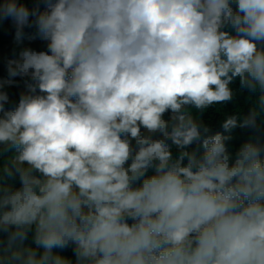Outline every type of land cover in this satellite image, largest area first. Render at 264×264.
<instances>
[{
    "label": "clouds",
    "instance_id": "clouds-1",
    "mask_svg": "<svg viewBox=\"0 0 264 264\" xmlns=\"http://www.w3.org/2000/svg\"><path fill=\"white\" fill-rule=\"evenodd\" d=\"M0 34V264H264V0H0Z\"/></svg>",
    "mask_w": 264,
    "mask_h": 264
},
{
    "label": "trees",
    "instance_id": "trees-1",
    "mask_svg": "<svg viewBox=\"0 0 264 264\" xmlns=\"http://www.w3.org/2000/svg\"><path fill=\"white\" fill-rule=\"evenodd\" d=\"M10 37H5L2 34H0V50L7 53L10 51L11 45H10ZM0 72H2V66H0ZM212 113L210 112L209 115ZM216 117H214L215 119Z\"/></svg>",
    "mask_w": 264,
    "mask_h": 264
}]
</instances>
